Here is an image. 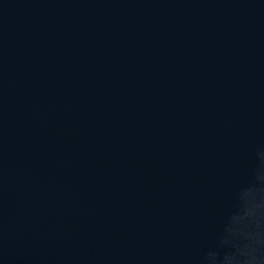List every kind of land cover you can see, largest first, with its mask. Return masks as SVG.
<instances>
[{"label": "water", "instance_id": "1", "mask_svg": "<svg viewBox=\"0 0 264 264\" xmlns=\"http://www.w3.org/2000/svg\"><path fill=\"white\" fill-rule=\"evenodd\" d=\"M0 264H264V0H0Z\"/></svg>", "mask_w": 264, "mask_h": 264}]
</instances>
